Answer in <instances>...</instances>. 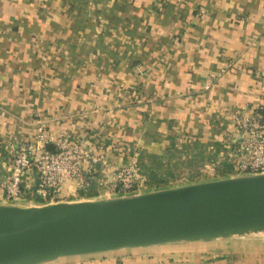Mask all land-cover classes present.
Returning a JSON list of instances; mask_svg holds the SVG:
<instances>
[{"label": "crops", "instance_id": "0c3cea01", "mask_svg": "<svg viewBox=\"0 0 264 264\" xmlns=\"http://www.w3.org/2000/svg\"><path fill=\"white\" fill-rule=\"evenodd\" d=\"M242 109L264 123V0H0V205H10L9 146L33 142L36 120L114 171L135 151L202 156L227 141L235 150L231 115ZM24 185L29 199L32 172ZM72 190L64 184L63 202ZM33 200L15 205L44 204ZM244 238L45 264H264V239Z\"/></svg>", "mask_w": 264, "mask_h": 264}, {"label": "water", "instance_id": "95a60500", "mask_svg": "<svg viewBox=\"0 0 264 264\" xmlns=\"http://www.w3.org/2000/svg\"><path fill=\"white\" fill-rule=\"evenodd\" d=\"M264 234V174L137 195L0 205V264Z\"/></svg>", "mask_w": 264, "mask_h": 264}, {"label": "built area", "instance_id": "2783aa9c", "mask_svg": "<svg viewBox=\"0 0 264 264\" xmlns=\"http://www.w3.org/2000/svg\"><path fill=\"white\" fill-rule=\"evenodd\" d=\"M166 5L170 0H158ZM238 143L235 147L230 176L264 174V123L259 112L235 111ZM33 142H12L9 146V168L1 184L3 199L10 205L31 202L33 198L46 203L61 202L62 188L73 190L66 196L87 193L92 184L98 186L97 196L121 197L146 192L137 151L123 167L107 169L104 156L88 151L82 141H72L65 133H50L42 120L35 122ZM32 172L36 186L28 199L25 180ZM29 195V193H28ZM33 197V198H32Z\"/></svg>", "mask_w": 264, "mask_h": 264}, {"label": "rangeland", "instance_id": "374dc122", "mask_svg": "<svg viewBox=\"0 0 264 264\" xmlns=\"http://www.w3.org/2000/svg\"><path fill=\"white\" fill-rule=\"evenodd\" d=\"M71 1L74 2V0ZM79 7L82 10L83 18L84 6L80 4ZM233 125L236 129V124L234 123ZM226 144L227 145L223 146L224 148L212 146L209 150L206 149L204 155L201 156L199 154H195L192 157H190L186 153H184L182 156V154L176 153L175 151H170V153L164 152L163 154L156 156H149L148 154L136 152L137 162L140 164L144 182L145 184H151L146 189V192L157 189L172 188L186 184L204 182L214 179L216 180L230 176V172L226 169H229L232 166L231 160L233 158L234 148L231 149L228 147V144L230 145L228 141ZM220 169L226 173H219L221 171ZM88 198L89 200H93L98 199V196H93L92 194L87 196L79 195L69 199L72 201H87L81 199ZM34 201L36 200H32L30 204L36 203ZM39 203L42 202L39 201ZM248 238L251 240H262L264 239V234L247 237L244 239ZM237 240L241 239H231L230 241Z\"/></svg>", "mask_w": 264, "mask_h": 264}, {"label": "trees", "instance_id": "16d2710c", "mask_svg": "<svg viewBox=\"0 0 264 264\" xmlns=\"http://www.w3.org/2000/svg\"><path fill=\"white\" fill-rule=\"evenodd\" d=\"M142 171V170H141ZM148 185H151V184H148Z\"/></svg>", "mask_w": 264, "mask_h": 264}]
</instances>
